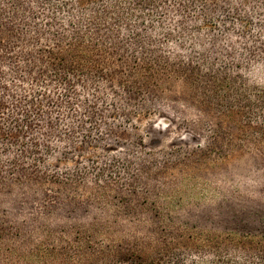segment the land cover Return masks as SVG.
Instances as JSON below:
<instances>
[{
  "label": "rangeland",
  "instance_id": "rangeland-1",
  "mask_svg": "<svg viewBox=\"0 0 264 264\" xmlns=\"http://www.w3.org/2000/svg\"><path fill=\"white\" fill-rule=\"evenodd\" d=\"M204 1L214 8L230 0ZM231 1L253 17L246 34L235 21L228 30L206 27L172 2L159 13L160 30L134 28L176 69L137 84L125 73L119 80L142 56L133 43L120 51L125 64L99 59L63 83L39 32L0 28V242L180 239L192 226L259 237L264 137H242L182 76L208 73V65L264 85L250 72L264 59V20L249 13L264 17L263 0Z\"/></svg>",
  "mask_w": 264,
  "mask_h": 264
},
{
  "label": "trees",
  "instance_id": "trees-1",
  "mask_svg": "<svg viewBox=\"0 0 264 264\" xmlns=\"http://www.w3.org/2000/svg\"><path fill=\"white\" fill-rule=\"evenodd\" d=\"M167 2H172L180 15H192L195 19L200 14L206 27L219 25L228 30L226 25L235 21L240 32L246 34L253 24L252 15L238 13L231 0L214 8L204 0H2L0 28H9L11 35H15V27L23 32H39V42L41 39L45 45L49 64L55 67V76L63 83L71 70L90 71V66L99 59L125 64L120 51L125 42L133 43L141 49L135 53L142 56L135 57L136 66L120 71L119 80L125 73L130 83L137 84L161 72H176L168 61L152 55L147 46L141 45L133 31L134 28L160 30L159 13L168 7ZM261 6L264 9V0ZM249 13L264 20L259 12ZM124 31L127 33L123 34ZM171 31H165V38L171 37ZM175 39L181 41V35ZM206 66L208 73L197 68L182 73L185 85L221 119L230 121L241 131L242 137L250 134L264 137V85L249 84L240 75H215ZM250 72L264 80V59ZM205 79L209 85L202 87ZM15 122L22 129V124ZM237 228L217 231L212 227L192 226L183 229L190 230V234L180 239L45 238L20 245L0 242V264H264V227L259 237Z\"/></svg>",
  "mask_w": 264,
  "mask_h": 264
}]
</instances>
